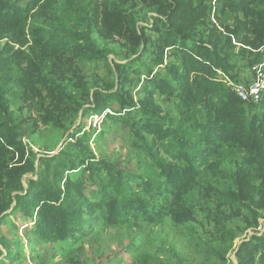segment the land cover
Here are the masks:
<instances>
[{
	"label": "trees",
	"instance_id": "16d2710c",
	"mask_svg": "<svg viewBox=\"0 0 264 264\" xmlns=\"http://www.w3.org/2000/svg\"><path fill=\"white\" fill-rule=\"evenodd\" d=\"M138 6L151 14L147 27L130 11ZM97 27L135 57L114 63L109 79L91 91L82 67L107 63L110 54L93 40ZM3 40L0 226L21 215L38 237L57 244L83 240L98 223L136 227L167 218L195 244L205 237L227 249L251 229L232 250L233 262L264 264V227L257 231L264 214V87L254 104L230 85L248 83L255 67L264 71V0H0ZM66 74L75 83L56 81ZM11 101L32 106L44 126L65 129L79 114L121 124L138 172L96 155L95 130L83 126L70 137L77 153L64 145L37 156L23 141ZM195 223L204 232L192 234ZM0 244L12 260L9 242ZM66 263L86 264L72 255ZM132 264L165 263L139 256Z\"/></svg>",
	"mask_w": 264,
	"mask_h": 264
},
{
	"label": "rangeland",
	"instance_id": "374dc122",
	"mask_svg": "<svg viewBox=\"0 0 264 264\" xmlns=\"http://www.w3.org/2000/svg\"><path fill=\"white\" fill-rule=\"evenodd\" d=\"M98 1L104 2V0ZM130 11L136 16L139 26H148L151 14L147 9L138 6L135 9L130 8ZM99 28L97 27L93 32V40L99 49H109L110 54L107 63L99 62L82 67L81 77L91 91L97 84L103 86L106 79H109L114 63L126 64L135 57L131 56L119 39L104 38ZM5 43L6 40H3L0 46ZM47 70L44 74H47L45 73ZM240 74L249 76L243 70ZM62 77L56 80L61 85L70 84L66 79L75 83L74 78L69 74ZM251 77L250 75L248 80H251ZM132 91L134 95L138 94L137 87H133ZM158 102L163 108H173L172 104H163L161 100ZM117 109V105L113 103L111 110ZM10 111L15 121L24 129V143L37 156L55 155L64 145L65 149L77 153L73 149V141L70 137L78 126H83L84 131L95 130L90 147L96 155L100 154L116 161L122 168L133 173L138 172L132 137L128 129L121 124L104 121L102 116L82 117L79 114L74 124H67L65 129H61L53 125H42L35 109L26 102L11 101ZM27 177L35 178L36 175ZM90 189L92 187L88 185L86 191ZM258 224L261 228L264 227V214L258 219ZM32 227V222L21 215L8 218L6 223L0 226V240H7L10 250L14 251L15 255L12 260H8L5 257L6 250L0 244V251L3 254L0 257V264L4 260L7 261L6 264H67L69 255L76 256L86 264H132L139 256L147 259L151 257V260L158 259L165 264H224L225 262L220 258L224 256L226 264H234L232 250L239 245L240 240L244 239L247 233L252 232L249 229L241 233L227 249L228 243H223L221 240L211 242L205 237H202L198 245L195 244L192 240L194 237H188L190 233L177 229L167 218L157 225L141 223V226L136 227L131 225L107 227L103 223H98L91 234L83 240L57 244L38 237ZM189 231L192 234L204 232V230L201 231L199 223L193 224ZM132 243L134 244L131 245ZM136 246L137 249L134 251Z\"/></svg>",
	"mask_w": 264,
	"mask_h": 264
},
{
	"label": "built area",
	"instance_id": "2783aa9c",
	"mask_svg": "<svg viewBox=\"0 0 264 264\" xmlns=\"http://www.w3.org/2000/svg\"><path fill=\"white\" fill-rule=\"evenodd\" d=\"M253 70L254 77L246 84L237 83L232 85L227 78L225 81L232 86L233 92L241 101L257 104L260 100L261 90L264 87V71L262 67H255ZM257 231H262L261 225L258 226Z\"/></svg>",
	"mask_w": 264,
	"mask_h": 264
}]
</instances>
